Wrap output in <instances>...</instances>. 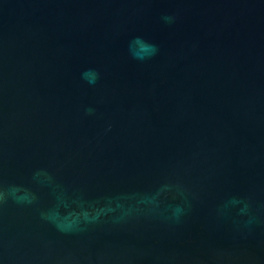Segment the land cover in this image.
<instances>
[{
	"label": "water",
	"instance_id": "water-1",
	"mask_svg": "<svg viewBox=\"0 0 264 264\" xmlns=\"http://www.w3.org/2000/svg\"><path fill=\"white\" fill-rule=\"evenodd\" d=\"M0 264H264V0H0Z\"/></svg>",
	"mask_w": 264,
	"mask_h": 264
}]
</instances>
